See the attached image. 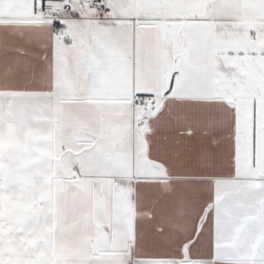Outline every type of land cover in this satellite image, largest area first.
<instances>
[{
  "label": "crops",
  "instance_id": "crops-1",
  "mask_svg": "<svg viewBox=\"0 0 264 264\" xmlns=\"http://www.w3.org/2000/svg\"><path fill=\"white\" fill-rule=\"evenodd\" d=\"M107 1L0 0V261L264 264V0Z\"/></svg>",
  "mask_w": 264,
  "mask_h": 264
},
{
  "label": "built area",
  "instance_id": "built-area-1",
  "mask_svg": "<svg viewBox=\"0 0 264 264\" xmlns=\"http://www.w3.org/2000/svg\"><path fill=\"white\" fill-rule=\"evenodd\" d=\"M56 12L61 20H67L74 16L83 19L112 17V10L107 0H88L83 3H79L77 0H62L56 8ZM144 105L148 106V103L146 102Z\"/></svg>",
  "mask_w": 264,
  "mask_h": 264
},
{
  "label": "trees",
  "instance_id": "trees-1",
  "mask_svg": "<svg viewBox=\"0 0 264 264\" xmlns=\"http://www.w3.org/2000/svg\"><path fill=\"white\" fill-rule=\"evenodd\" d=\"M48 1L60 3L62 0H42V3L44 4ZM54 25H55V29L58 30L60 27V22L55 21ZM151 98H152V96H149V95H137L136 96V104H137V106H143L146 103V101L150 100Z\"/></svg>",
  "mask_w": 264,
  "mask_h": 264
},
{
  "label": "rangeland",
  "instance_id": "rangeland-1",
  "mask_svg": "<svg viewBox=\"0 0 264 264\" xmlns=\"http://www.w3.org/2000/svg\"><path fill=\"white\" fill-rule=\"evenodd\" d=\"M59 6V4L54 5V9L50 10V14H52L54 17H56L57 19H59V16L56 12V8ZM0 264H40V263H36L33 261H26V260H21V261H0Z\"/></svg>",
  "mask_w": 264,
  "mask_h": 264
}]
</instances>
